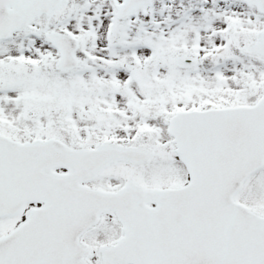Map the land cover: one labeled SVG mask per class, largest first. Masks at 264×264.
I'll use <instances>...</instances> for the list:
<instances>
[{
  "label": "snow or ice",
  "instance_id": "1",
  "mask_svg": "<svg viewBox=\"0 0 264 264\" xmlns=\"http://www.w3.org/2000/svg\"><path fill=\"white\" fill-rule=\"evenodd\" d=\"M0 264H264V0H0Z\"/></svg>",
  "mask_w": 264,
  "mask_h": 264
}]
</instances>
